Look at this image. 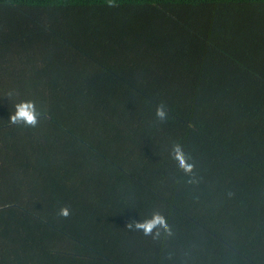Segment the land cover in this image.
<instances>
[{"label":"trees","instance_id":"trees-1","mask_svg":"<svg viewBox=\"0 0 264 264\" xmlns=\"http://www.w3.org/2000/svg\"><path fill=\"white\" fill-rule=\"evenodd\" d=\"M116 5L0 0V264H264V0ZM203 45L262 85L205 83ZM154 211L172 237L125 229Z\"/></svg>","mask_w":264,"mask_h":264},{"label":"clouds","instance_id":"clouds-1","mask_svg":"<svg viewBox=\"0 0 264 264\" xmlns=\"http://www.w3.org/2000/svg\"><path fill=\"white\" fill-rule=\"evenodd\" d=\"M108 7H116V0H106ZM14 91H9L7 97L15 95ZM155 120L158 123H165L169 119V108L161 102L156 105L154 112ZM41 113L37 110L34 101H22L14 106V112L10 115L8 122L11 125L22 126L25 128H36L40 122ZM169 156L175 161L177 168L186 177V183L189 185H198L199 178L194 175L195 164L192 162V157L184 151L182 144L179 142L173 143ZM233 193L229 191L227 196L231 198ZM56 215L59 218L67 219L71 215L68 206L61 207ZM125 229L133 232H140L145 237H152L158 240L163 234L166 237H172L173 231L168 224L165 216L159 211H154L150 218L144 219L142 222L129 221L125 225Z\"/></svg>","mask_w":264,"mask_h":264},{"label":"crops","instance_id":"crops-1","mask_svg":"<svg viewBox=\"0 0 264 264\" xmlns=\"http://www.w3.org/2000/svg\"><path fill=\"white\" fill-rule=\"evenodd\" d=\"M204 48V50H203ZM208 47L202 46L203 54L209 59L202 64L205 72L203 75L205 76V83L207 84H228V86H232L233 84L238 85H246L249 87L250 85L258 86L260 84L259 80L254 79L252 76V72H248V70L240 68V66L236 63V61L226 54L222 52L207 51ZM113 49V48H112ZM191 54V49L188 51ZM201 53V52H200ZM213 53V55L211 54ZM212 56H211V55ZM192 56V54H191ZM224 60V62L222 61ZM227 60V61H225ZM239 66V67H238ZM233 85V86H235ZM263 92V91H261ZM263 102L261 103L262 108H259L258 113L264 112V93L260 94L258 97Z\"/></svg>","mask_w":264,"mask_h":264},{"label":"rangeland","instance_id":"rangeland-1","mask_svg":"<svg viewBox=\"0 0 264 264\" xmlns=\"http://www.w3.org/2000/svg\"><path fill=\"white\" fill-rule=\"evenodd\" d=\"M250 8V7H248ZM252 8H257V7H252ZM242 11H251L249 9L247 10H242ZM252 13H246L248 16L252 17L256 23H263L264 22V12H260V11H257V10H254V11H251ZM41 41L38 40L35 42V44H39Z\"/></svg>","mask_w":264,"mask_h":264}]
</instances>
